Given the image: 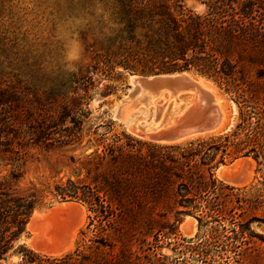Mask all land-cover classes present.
Returning <instances> with one entry per match:
<instances>
[{
    "label": "trees",
    "instance_id": "trees-1",
    "mask_svg": "<svg viewBox=\"0 0 264 264\" xmlns=\"http://www.w3.org/2000/svg\"><path fill=\"white\" fill-rule=\"evenodd\" d=\"M111 1L106 7L113 32L95 54V72L120 80L126 74L194 71L248 109L234 139L252 115L264 114V0H202L203 13L186 8L185 0ZM90 82L92 78L84 79V84ZM0 106L16 113L0 119V163L20 161L30 147L82 140L78 135L84 121L68 106L56 117L51 111L36 115L31 100L1 87ZM59 134L63 140L54 141ZM124 136L125 144L119 136L109 144L101 138L91 153L71 157V174L53 188L31 183L17 189L14 183L21 176L12 172L6 177L0 171V262L26 233L33 213L47 206L48 200L86 205L93 214L88 230L94 237L61 258L42 257L21 246L19 264H136L131 250L136 236L145 237L144 242L153 236L157 245L171 241L185 216L195 217L200 228L209 227L207 240L186 248L200 255L203 263H208L212 245L238 252L237 242L259 221L244 216L264 205V195L249 197L243 189L219 181L215 170L229 157H249L256 141L247 134L236 145L231 136L155 145ZM174 245L185 254L181 243ZM181 262L162 255L157 261L150 258L148 264Z\"/></svg>",
    "mask_w": 264,
    "mask_h": 264
},
{
    "label": "rangeland",
    "instance_id": "rangeland-1",
    "mask_svg": "<svg viewBox=\"0 0 264 264\" xmlns=\"http://www.w3.org/2000/svg\"><path fill=\"white\" fill-rule=\"evenodd\" d=\"M111 4V0H0V87L17 91L18 95L31 100L36 115L51 111L56 117L63 111V107L68 106L72 115L81 117L84 121L80 136L78 135L81 141L74 139V142L68 143L69 139L61 141L63 139H60V134L54 135V141L60 140V143L55 142L54 146L48 148L30 147L22 152L20 161L5 160L0 163L3 176L9 177L12 172L21 176L19 182L14 183L17 189H23L31 183L53 188L57 182L66 181L71 174L70 158L91 153L99 145L98 140L101 138L109 144L115 136H119L121 143L125 144L128 140L124 135H127L141 143L160 144L138 136L130 127L132 120H140L142 116L150 123L157 118L159 110L139 106L130 109L126 118L117 117L118 108L128 94L132 74H126L118 80L114 75L111 78L94 71L95 54L113 32L114 25L109 20L106 7ZM184 4L186 8L197 13L206 10L202 0H185ZM70 53L75 58L69 59ZM85 78H92V82L84 84ZM212 82L225 94L224 106L228 119L233 118V130L191 141L218 140L231 136L230 142L236 145L246 140V135L249 134L256 141L255 146H252L256 148L255 152L249 157L241 155L235 160H232L233 157L227 158L215 170V176L229 185L218 177V171L238 160L251 159L254 162L250 167L252 169H243V174L249 175L250 172L253 180L251 179L248 186H229L243 189L241 192L249 197L264 195V114L252 115L251 121H247L246 126L239 132L240 135L234 139L232 135L247 120L248 109L241 108L234 96ZM197 98L198 95L194 97L192 92H187L181 96L182 103L179 105L175 101L170 102L160 124L166 126L178 114L182 116L187 107L196 104ZM75 99H80V103H75ZM232 102L236 107L234 115ZM15 114L14 111L4 110L0 106V119L5 115ZM58 129L60 131L62 127ZM231 149L233 147L230 151ZM143 150L147 152L148 147H143ZM47 202L52 204L33 213L26 233L1 264H19L21 258L17 252L21 246L42 257L61 258L83 244L84 239L94 237L88 230L93 214L86 205L77 201ZM252 216L258 217L259 221L253 222L244 237L237 242L236 246L243 249H238V252L225 251L222 245H212L207 264H264V205L244 216V219ZM170 220L175 221L174 214L170 216ZM185 224H190L189 231H185ZM208 230L209 227L200 228L195 217L185 216L177 227L176 235L171 236V241L163 240L157 245L153 236H148L144 242L145 237L138 235L137 240L132 242V261L136 264H148L150 258L157 261L163 255L170 262L183 261L179 264H206L202 262L200 255H193L186 248L207 240ZM82 232L86 235L83 236ZM176 241L182 244L180 249L186 251L185 254L175 250Z\"/></svg>",
    "mask_w": 264,
    "mask_h": 264
},
{
    "label": "bare ground",
    "instance_id": "bare-ground-1",
    "mask_svg": "<svg viewBox=\"0 0 264 264\" xmlns=\"http://www.w3.org/2000/svg\"><path fill=\"white\" fill-rule=\"evenodd\" d=\"M188 77H190V79L193 81L196 87L195 91H191L194 94V97L198 95L196 104L187 107L184 113L182 112L181 114L182 116H179L180 114H178L176 118L170 123L171 125L168 124L171 126L169 128H173L175 124L179 122L180 119L185 117L190 112H194L195 114L199 113L202 106L205 105L206 103L209 104L210 107L216 108L215 117L217 119L218 118L221 119V123L215 129H212L206 132L203 131L200 133H192L188 135L183 133L176 140H174V138H171L168 141L164 139H160L158 138V136H156L157 133L168 129L167 127L168 125L162 126L160 124L162 115L167 105L170 102L175 101L178 105L182 103L181 96L183 95V93L175 92L174 90H171L168 88H164L157 93L149 91V90H145V91L142 90L139 93L136 101L134 102H132L131 100L128 101V97H126L124 101L121 102L120 106H123L124 102L128 101V104L131 105L130 109L132 108L134 109L139 106H144L146 109L154 108L155 111L159 110L160 113L157 114V118L155 119L156 122L155 120H153L150 123H148L147 118L145 116H142L140 120L139 119L132 120L130 123L131 124L130 127L132 128V131L135 134H137L140 137L147 138L156 143L175 144V143H186L191 140H195V139H199V138H203L207 136L219 135V134L224 133V129L226 126V121H227V112L224 106V100H225L224 95L225 94L212 81H210V79L208 80V78L206 77H201V76L195 77L192 74L191 75L189 74ZM120 106L118 109H120ZM130 109L127 110V106H126L125 110L123 111L122 116H120V119L126 118L128 112L131 111ZM210 114L211 116L214 115L213 112H211ZM252 163L254 162H252L251 159H248V158L238 160L233 165L229 167H223L222 169H220L218 171V177L221 180H223L225 183L235 186V187H242L245 185L248 186V183L253 180L251 176L252 174L250 172H249V175L243 174V173H244V170H246V168H248L247 170H249V168L252 167L251 166ZM242 166L244 167V170L241 169ZM230 170H234L235 173L240 174L241 178L235 179L234 181H227L225 178V172L230 171ZM190 227H191L190 224H185L184 225L185 231H189Z\"/></svg>",
    "mask_w": 264,
    "mask_h": 264
},
{
    "label": "water",
    "instance_id": "water-1",
    "mask_svg": "<svg viewBox=\"0 0 264 264\" xmlns=\"http://www.w3.org/2000/svg\"><path fill=\"white\" fill-rule=\"evenodd\" d=\"M189 74L201 76L200 74L194 71H178L153 75L133 74L130 76V87L128 89V94L126 97H128V101L131 100L132 102H134L137 100V97L142 90H149L156 93L164 88H168L174 90L175 92L181 93L195 91V84L190 79V77H188ZM123 101L124 99L122 100V102ZM128 101H125L124 105L120 106V109H118V118L122 116L126 106L127 110L131 108V105L128 104ZM235 111L236 107L234 105V102H232L233 115ZM211 112L214 113V117L211 116ZM215 116L216 108H212L209 106V104L206 103L202 106L199 113L195 114L194 112H190L185 117L180 119L179 122L176 123L173 128H169L171 127L170 124L167 126V130L157 133L156 136H158V138L160 139L168 141L171 138H174V140H176L183 133L188 135L192 133H200L203 131L206 132L215 129L221 123V119H217ZM233 127V118L231 117L230 119H228L227 117L224 133L231 132L233 130ZM241 169H244V167L242 166ZM225 178L227 181H234L235 179L241 178V176L240 174L235 173L234 170H230L225 172Z\"/></svg>",
    "mask_w": 264,
    "mask_h": 264
},
{
    "label": "clouds",
    "instance_id": "clouds-1",
    "mask_svg": "<svg viewBox=\"0 0 264 264\" xmlns=\"http://www.w3.org/2000/svg\"><path fill=\"white\" fill-rule=\"evenodd\" d=\"M73 58H75V57H74V54H73V53H70V54H69V59H73Z\"/></svg>",
    "mask_w": 264,
    "mask_h": 264
}]
</instances>
